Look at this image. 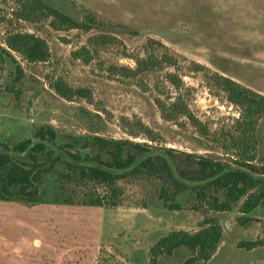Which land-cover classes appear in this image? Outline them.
I'll return each mask as SVG.
<instances>
[{
	"label": "rangeland",
	"instance_id": "374dc122",
	"mask_svg": "<svg viewBox=\"0 0 264 264\" xmlns=\"http://www.w3.org/2000/svg\"><path fill=\"white\" fill-rule=\"evenodd\" d=\"M48 1L79 20L98 21L88 30L56 29L53 17L24 19L20 0H0V46L16 60L0 61V146L52 124L62 133L128 138L233 162L240 108L213 75L264 94V0ZM18 31L45 39L49 58L30 62L11 50L6 40ZM100 34L108 36L106 43L94 40ZM150 55L172 63L123 73L122 67L136 69L137 59ZM57 84L85 88L88 95L66 98ZM178 96L205 129L185 115L163 116L161 104ZM256 134L255 164L264 165V118ZM118 186L116 198L102 185L92 191L113 202L104 206L80 203L81 197L73 204L0 200V264H152L163 237L195 232L206 218L222 224L224 240L204 264H264V203L242 213V198L230 210L215 211L184 193L177 199L181 207L170 209L154 176H130ZM191 255L181 247L155 259L183 264Z\"/></svg>",
	"mask_w": 264,
	"mask_h": 264
},
{
	"label": "trees",
	"instance_id": "16d2710c",
	"mask_svg": "<svg viewBox=\"0 0 264 264\" xmlns=\"http://www.w3.org/2000/svg\"><path fill=\"white\" fill-rule=\"evenodd\" d=\"M22 17H53L56 29L84 28L97 23L95 16L79 20L67 14L48 0H20ZM94 40L106 43L108 36L96 35ZM11 50L18 51L28 61H46L50 56L47 42L31 32H13L6 40ZM165 57V56H164ZM0 61L16 62L11 51L0 46ZM172 63L166 56L150 55L137 59V68L122 67L123 73L159 67ZM171 82L179 87L180 80L169 74ZM216 83L226 92L227 99L240 108L237 130L231 138V148L237 152L232 163L215 156L188 153L172 147L154 146L128 138L107 137L99 134L62 133L52 124L37 126L30 137L14 144L0 146V200L17 201L27 205L41 202L73 204L81 197L88 205L104 206L106 198L92 193L98 185L105 186L118 197V182L142 173L161 182L160 196L170 209L181 207L178 197L191 193L210 210L227 211L232 204L245 198L242 213H250L264 203V165L255 164L258 144L257 128L264 118V94L240 82L216 73ZM60 94L71 98L72 93L88 95V90L68 89L57 84ZM166 119L185 115L201 129V122L178 96L170 105L161 104ZM91 192V193H90ZM223 193L225 198L219 197ZM224 240V228L215 218H206L195 232L173 230L154 248L152 264L162 252L186 247L192 255L183 264H204L218 251ZM258 242H242L252 246Z\"/></svg>",
	"mask_w": 264,
	"mask_h": 264
}]
</instances>
